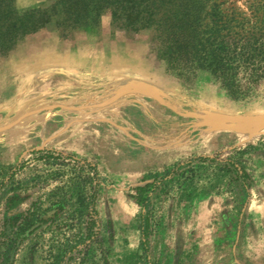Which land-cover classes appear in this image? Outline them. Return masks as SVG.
<instances>
[{
	"label": "rangeland",
	"instance_id": "rangeland-1",
	"mask_svg": "<svg viewBox=\"0 0 264 264\" xmlns=\"http://www.w3.org/2000/svg\"><path fill=\"white\" fill-rule=\"evenodd\" d=\"M191 9L264 22V0H0L8 264H264V81L236 98L172 58Z\"/></svg>",
	"mask_w": 264,
	"mask_h": 264
},
{
	"label": "trees",
	"instance_id": "trees-1",
	"mask_svg": "<svg viewBox=\"0 0 264 264\" xmlns=\"http://www.w3.org/2000/svg\"><path fill=\"white\" fill-rule=\"evenodd\" d=\"M209 14L211 20L206 23L196 9L181 15V33L169 47L171 57L183 66L209 70L238 98L264 81V22L245 28L240 14L223 15L217 9ZM33 221V217L25 221L16 234L25 232ZM8 239L13 242L14 237ZM10 255L7 245L0 251V264H8Z\"/></svg>",
	"mask_w": 264,
	"mask_h": 264
},
{
	"label": "water",
	"instance_id": "water-1",
	"mask_svg": "<svg viewBox=\"0 0 264 264\" xmlns=\"http://www.w3.org/2000/svg\"><path fill=\"white\" fill-rule=\"evenodd\" d=\"M263 121H264V117H263V119H262Z\"/></svg>",
	"mask_w": 264,
	"mask_h": 264
}]
</instances>
